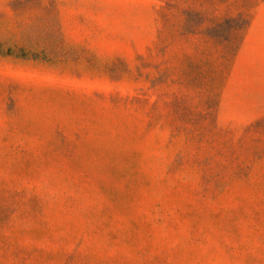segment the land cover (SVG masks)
Listing matches in <instances>:
<instances>
[{"label":"rangeland","instance_id":"1","mask_svg":"<svg viewBox=\"0 0 264 264\" xmlns=\"http://www.w3.org/2000/svg\"><path fill=\"white\" fill-rule=\"evenodd\" d=\"M0 264H264V0H0Z\"/></svg>","mask_w":264,"mask_h":264}]
</instances>
